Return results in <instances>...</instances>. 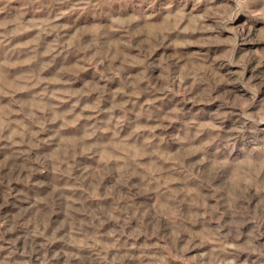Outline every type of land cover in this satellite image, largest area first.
<instances>
[{"label":"rangeland","instance_id":"1","mask_svg":"<svg viewBox=\"0 0 264 264\" xmlns=\"http://www.w3.org/2000/svg\"><path fill=\"white\" fill-rule=\"evenodd\" d=\"M0 264H264V0H0Z\"/></svg>","mask_w":264,"mask_h":264}]
</instances>
